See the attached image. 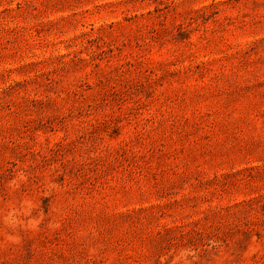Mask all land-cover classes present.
Here are the masks:
<instances>
[{"label": "rangeland", "instance_id": "374dc122", "mask_svg": "<svg viewBox=\"0 0 264 264\" xmlns=\"http://www.w3.org/2000/svg\"><path fill=\"white\" fill-rule=\"evenodd\" d=\"M0 264H264V0H0Z\"/></svg>", "mask_w": 264, "mask_h": 264}]
</instances>
